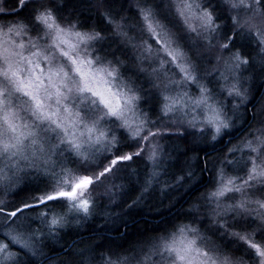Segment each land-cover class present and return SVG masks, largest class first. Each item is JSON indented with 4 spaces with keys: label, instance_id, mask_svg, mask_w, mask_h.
I'll return each mask as SVG.
<instances>
[{
    "label": "snow or ice",
    "instance_id": "obj_1",
    "mask_svg": "<svg viewBox=\"0 0 264 264\" xmlns=\"http://www.w3.org/2000/svg\"><path fill=\"white\" fill-rule=\"evenodd\" d=\"M257 77L264 87V0H0V264H41L73 219L103 214L126 229L156 185L187 192L209 163L211 184L186 222L131 249L65 244L67 256L76 264H264ZM238 131L224 153L200 161V145ZM189 138L182 171L162 181L167 143ZM137 161L146 175L139 194L125 198L117 181ZM117 189L124 196L113 219L106 204Z\"/></svg>",
    "mask_w": 264,
    "mask_h": 264
},
{
    "label": "trees",
    "instance_id": "obj_2",
    "mask_svg": "<svg viewBox=\"0 0 264 264\" xmlns=\"http://www.w3.org/2000/svg\"><path fill=\"white\" fill-rule=\"evenodd\" d=\"M211 79V78H209ZM213 84L214 81H213ZM264 100V87H261V79L253 82V104H259ZM242 132H234L230 136H226L218 141L214 146L200 145L205 148L207 157L204 151L199 152L200 161L215 159L218 155L224 153L231 144L237 142ZM191 147V139L187 141L172 140L166 145L168 151L172 154L171 159L167 161L165 169L166 174L161 177L163 180H171L173 176L179 174L184 166L185 146ZM192 155L191 152L188 153ZM202 167V164L200 165ZM133 169L135 174H132ZM212 165L209 163V170L200 173L199 168L196 169L198 176H202L201 182L194 186L189 191L185 192L184 189L169 191L162 194L160 186L156 185L155 189L146 194V201L139 208L129 212L125 217L128 227L121 231L117 230L111 220L106 222V217L103 214L96 215L93 218L73 223L63 233L62 241L57 243L49 241V247L45 249L47 254V261L42 264H76L75 259H70L66 254V249L63 245L78 244L81 241L86 242L85 247L95 244L98 240H103L109 247L115 248L122 245L126 249H131L134 246L146 244L152 237L158 235L160 232L171 229L173 225L186 222L184 219L185 210L196 196L204 192L211 184L214 172L211 170ZM128 173L124 179L117 181V183H124L128 197L134 198L139 194L140 183L143 182L146 175L145 162L137 161L133 163L131 168L125 169ZM117 201L115 204H106L107 211L111 214L113 219L117 218V213L120 209L117 207L120 197L124 196L118 189L116 190ZM13 203L18 202L19 197H11ZM108 197L105 196L101 199L98 198V203L106 202ZM113 209L115 211H113ZM117 224L119 220L117 219ZM104 228V231L101 229Z\"/></svg>",
    "mask_w": 264,
    "mask_h": 264
},
{
    "label": "rangeland",
    "instance_id": "obj_3",
    "mask_svg": "<svg viewBox=\"0 0 264 264\" xmlns=\"http://www.w3.org/2000/svg\"><path fill=\"white\" fill-rule=\"evenodd\" d=\"M209 78H211V77H209ZM214 83H215V82H214ZM212 86L215 87V84H212ZM191 91H192L193 94L196 93V89H195L194 86L191 88ZM73 221H74V220H73Z\"/></svg>",
    "mask_w": 264,
    "mask_h": 264
},
{
    "label": "flooded vegetation",
    "instance_id": "obj_4",
    "mask_svg": "<svg viewBox=\"0 0 264 264\" xmlns=\"http://www.w3.org/2000/svg\"><path fill=\"white\" fill-rule=\"evenodd\" d=\"M46 261H47V258H46V259H43L42 263H44V262H46ZM42 263H41V264H42Z\"/></svg>",
    "mask_w": 264,
    "mask_h": 264
}]
</instances>
